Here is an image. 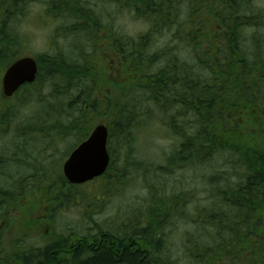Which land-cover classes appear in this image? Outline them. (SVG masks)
Instances as JSON below:
<instances>
[{
    "label": "trees",
    "instance_id": "1",
    "mask_svg": "<svg viewBox=\"0 0 264 264\" xmlns=\"http://www.w3.org/2000/svg\"><path fill=\"white\" fill-rule=\"evenodd\" d=\"M252 1L123 0V8L127 5L136 16L152 23L150 32L136 40L104 28L81 0H0V75L11 62L27 55L31 33L24 22L32 12L39 20L61 22L54 28L56 35H82L81 39L92 40L87 51L79 49L80 56L77 50L71 54L75 59L60 47L34 56L36 79L18 90L25 89L28 99L34 100L37 95L41 97L40 85H45L49 98L38 99L40 113L21 129L28 142L17 152L26 145L38 152L39 140L45 136L50 143L66 141L55 156L58 161H52L47 172L36 167V173L30 175L36 183L28 186V193L37 194L35 199L57 193V207L52 212L62 203L78 204L82 200V193L75 189L83 184L69 183L61 165L65 154L99 122L108 126L110 162L93 182L110 170L119 179L130 168L148 178L158 173L167 176L175 169L210 167L213 171L202 174L209 188L206 203L193 207L196 218L186 215V204L171 200L175 195H158L162 192L154 193L151 185L153 202L168 207L157 211L147 208L143 216L131 217L123 227L109 229L92 221L94 231L63 233L37 246L11 245L8 252L0 253V264H200L201 260L214 264L227 260L235 263L238 258L237 264H264V253L256 245L264 241V35L260 37L258 31L264 28V13L256 12ZM183 3L191 11L181 19ZM245 8L255 12L246 15ZM247 26L253 28L249 54L241 43V30ZM167 29L175 36L173 42L186 44L188 53L169 49L148 55L146 41L153 33ZM102 30L105 36L98 44L95 40ZM157 57L158 68L153 71L150 64ZM103 87L113 89L115 95H96L97 88L101 91ZM1 97L6 98L0 89ZM154 112L160 113L158 121L173 141L161 164L147 163V157L136 156L131 148L139 135L151 129ZM12 113L0 105V116L9 118ZM122 151L125 166L115 167ZM18 153L15 159L6 158L5 165L11 161L15 165ZM217 158L218 166L212 169L211 163ZM6 174L0 169V193L9 192L1 193L0 208L12 205L15 193H27L24 186L14 192L18 189V185L13 186L14 178L6 179L7 186L3 187L5 179L1 176H10ZM87 183L91 181L84 185ZM181 194L193 202L192 194ZM95 200L98 203L90 202L97 208L102 200L99 195ZM177 216L174 232L178 226L194 231H184L185 263L180 262L182 258L176 260L171 250L174 243L162 232ZM86 217L91 220L89 214ZM249 238L254 239V248Z\"/></svg>",
    "mask_w": 264,
    "mask_h": 264
},
{
    "label": "rangeland",
    "instance_id": "2",
    "mask_svg": "<svg viewBox=\"0 0 264 264\" xmlns=\"http://www.w3.org/2000/svg\"><path fill=\"white\" fill-rule=\"evenodd\" d=\"M81 1L94 11L104 28L116 31L124 38L128 37L129 39L138 40L142 36L148 34L151 30V21L136 16V13L131 12V9H128L127 5V7L125 6V8H123V0ZM251 3L252 6L256 8L255 11L258 9L259 11L262 10L260 12L264 13V0H253ZM186 6L187 3H183V6L179 11V18L181 19L185 18L187 13L191 11V9ZM243 12L246 15L254 13L248 8H245ZM34 14L35 12H32L33 16L31 15V17L24 22V28L31 33V40L25 50L28 56L34 57L40 53H52L54 49L60 47L70 58L75 59L74 56H72L74 55L73 52H75V50H77V56H80L81 51L79 49L87 51L89 49V43L91 42L92 44V40L89 41L86 37H84V40L83 38L81 39V37H83L82 35L80 37L72 38H70L69 35L64 37L56 35L54 28L61 25V22L56 20L47 22L43 18L39 20L34 17ZM252 29L251 26H247L244 30L242 29L243 31L241 30L243 36L241 43L247 54H249L250 50L249 40L252 34ZM258 31H260L259 36L262 37L264 35V28L262 27ZM103 32L104 31L102 30L98 35L97 41L95 40L98 44L102 43L101 40L105 36ZM255 32L257 33V31ZM174 38L175 36H173L169 29L166 31L162 30L159 33H153L146 41V43H148L145 47L147 54L153 55V53H158L156 55H159L160 53H166L169 49L186 51L188 53V50L186 49L187 47L185 46L186 44L183 45V43L179 41L173 42ZM81 44L82 46L80 47ZM71 45H74L73 48H71ZM110 52L111 51H108L105 54L107 59L109 58ZM182 54L187 57L186 53L182 52ZM111 56L114 57L112 53ZM191 58L192 55L190 54L189 60H191ZM156 59V63L153 60L150 64L153 71L158 68L156 65L159 62V58L157 57ZM104 65L106 69L107 65L105 62ZM4 70L0 75V89L1 77ZM106 85L108 84L106 83ZM39 89L41 91V97L37 95L39 100H42L41 98L44 99L45 97L49 98V89L46 88L45 85H40ZM28 94V91L23 89L7 99L0 98V105H2V107H7V112L10 111V109L13 110V113L9 118L6 116H0V169L1 173L4 172L7 173L6 175H10L9 177L5 176L6 178L1 176V179H5L2 186H7L8 180L6 179L10 180L14 178L13 186L18 185V189L15 188L14 192H20L19 188H22L23 186L27 191V193H15L13 195V204L9 207L0 208V253L5 254L10 250L9 247L11 245L19 243L23 245L37 246L47 241L50 237H57L63 233L68 234L70 232L94 231V227L96 226L92 221H95L101 227L109 229L123 227L125 223L131 221V217L143 216V212L147 208L157 211L168 207V204L164 206L153 202L154 200L149 194L151 193V185L153 186L154 193L162 192L157 193L158 195L164 197L175 195L171 200H173V202H178L177 204H186V215L188 217L196 218V214L192 212L193 207H200L207 201V194L205 191L209 188V183L207 178H203V175L205 173L209 175L213 172L209 170L210 167L208 170H204L203 168L175 169L170 171V175L166 176L158 173L154 176H152V174L149 175V178L148 176L145 177L142 172H137L130 168L125 176L119 175V179L116 176L117 173L115 174L113 170H110L105 177L96 179L94 182L91 181V183H87V185L83 184L84 186L82 185V188L78 187L75 189L77 193H82L80 195L82 200L78 204L75 202L67 204L62 203L57 210L52 212L53 209L57 207V201L55 199L57 193H49L35 199L34 196H38L37 194L28 193V186L33 187L36 183L35 178L30 177V175L36 173V167H43L47 172L50 167L48 165L52 161H58L54 160L55 156L59 151L63 150L66 141L60 142L59 144L55 142L50 143L45 136L42 140H39L38 152L29 149L27 147L28 145H26L19 153L17 152L20 145H24L28 142L21 136V129L25 128L28 121H31L41 110L39 100L28 99ZM95 94L98 96H102V94H112V96H114L115 91L113 89L110 91V89L103 87L101 88V91L97 88ZM159 115L160 113L154 112V117H152L151 120V129L148 132L145 131L143 133L144 135H139L137 139L131 143L133 144L131 145L133 153H135L136 156L147 157V163L153 162L161 164L163 158L171 151V145L173 143V141H171L172 137L164 130V127L158 121ZM48 129H50V127ZM69 137L70 138L68 139H71V136ZM36 144L38 145V143ZM50 145H53L52 147L55 149L51 148ZM68 145H71V143L67 144L66 149H68ZM43 147H45V149ZM16 153H18L17 162H14L16 164L13 165L11 161L9 164L5 165V159H15ZM118 154L119 156L116 158L115 167L120 168L125 166V161L123 151L122 153L118 152ZM66 155L67 154H65L63 161L66 159ZM24 161H27V163L24 164ZM218 163V158L213 160L211 168H216ZM55 190L56 189H54V191ZM171 190L177 193H173ZM181 193L192 194L193 198H191V200H193V202L190 204L189 198L185 197V195L181 196ZM98 195L102 202L96 205H100L99 207L95 208L93 207L95 205H92V202L90 201L93 199L94 202L98 203L95 200ZM0 199L2 200L1 193ZM137 212L140 214H137ZM86 214L91 216V220L87 219ZM179 216L172 219L171 223L162 229V232L166 233L168 238L174 243L171 250L174 257H176V260L182 258L180 262L185 263L186 259L184 251L186 248L183 243L184 231L185 229L189 230L186 234L194 231L193 228L189 229L188 226H178V228H176L177 230L174 232L175 229H172V226H176ZM87 227L89 228L86 229ZM249 241H251L249 244L253 247L254 239L249 238ZM259 244H264V241H260L256 244L258 245V250H261V252L264 253V246L261 248L259 247ZM187 252L188 255H190L189 250ZM262 258L264 259V256H262ZM238 260H236L235 263H233V260H227V263L216 261L214 264H237V262H239ZM200 264L209 263H203L201 260Z\"/></svg>",
    "mask_w": 264,
    "mask_h": 264
},
{
    "label": "water",
    "instance_id": "3",
    "mask_svg": "<svg viewBox=\"0 0 264 264\" xmlns=\"http://www.w3.org/2000/svg\"><path fill=\"white\" fill-rule=\"evenodd\" d=\"M37 61L32 56H22L11 62L1 77V91L6 97H12L18 89L36 79ZM108 126L97 123L88 136L80 141L69 153L61 165L64 178L71 184H83L104 174L109 162Z\"/></svg>",
    "mask_w": 264,
    "mask_h": 264
},
{
    "label": "flooded vegetation",
    "instance_id": "4",
    "mask_svg": "<svg viewBox=\"0 0 264 264\" xmlns=\"http://www.w3.org/2000/svg\"><path fill=\"white\" fill-rule=\"evenodd\" d=\"M1 193H9L8 191H6V192H1Z\"/></svg>",
    "mask_w": 264,
    "mask_h": 264
}]
</instances>
